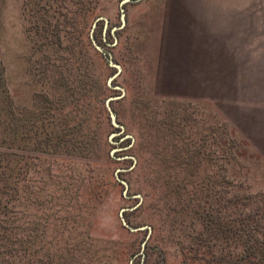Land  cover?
<instances>
[{"label": "rangeland", "instance_id": "374dc122", "mask_svg": "<svg viewBox=\"0 0 264 264\" xmlns=\"http://www.w3.org/2000/svg\"><path fill=\"white\" fill-rule=\"evenodd\" d=\"M121 1L0 0V60L17 111L39 114L46 95L60 97L52 83L60 75L75 84L85 74L90 83L87 155L60 147L38 160L18 134V223L43 229L52 248L78 244L79 264H195L185 232L196 231L172 226L189 183L206 173L221 201L231 189L264 204V0H129L111 46ZM98 17L106 23L93 26ZM92 28L95 43L121 67L111 86L116 68L93 45ZM115 86L124 89L111 102L123 129L105 106L121 93ZM73 107L66 99L57 116ZM116 169H125L118 172L125 193ZM136 194L140 205L124 217L133 227L149 225L147 239V229L132 232L120 219Z\"/></svg>", "mask_w": 264, "mask_h": 264}, {"label": "trees", "instance_id": "16d2710c", "mask_svg": "<svg viewBox=\"0 0 264 264\" xmlns=\"http://www.w3.org/2000/svg\"><path fill=\"white\" fill-rule=\"evenodd\" d=\"M52 83L62 88L60 97L46 95L39 114L30 110L21 113L8 94L4 66L0 60V264L80 262L78 244H55L52 248V242H46L41 237L43 229L38 233L31 226L33 223L26 222L23 229L18 223L16 183L19 172L16 164L19 154L16 142L19 133L26 143H33L34 149L40 152V155L34 156L38 160L45 159L43 156L50 149L60 147L86 155L90 152L88 135L82 130L87 118L83 97L89 92V77L83 74L73 84L70 78L60 75ZM69 98L74 107L63 116H57L63 110L64 101ZM95 98L101 110L103 98L100 94ZM24 156L26 160L29 158L28 154ZM193 159L192 155H187L183 161L190 164ZM193 175V172H188L189 177ZM198 180L199 183H189L192 188L189 197L181 212L173 217L172 224L174 227L179 225V230L188 227L197 233V236H192L185 232L189 239L188 260L195 264H264V204L255 205L254 196L246 192H232L231 189H227L228 195L223 196L221 201L210 175L204 173ZM183 182L187 185L185 180ZM227 183L233 186L230 180ZM184 184H181V189L185 188ZM44 201L39 200L38 204ZM188 219V225H184V220Z\"/></svg>", "mask_w": 264, "mask_h": 264}, {"label": "water", "instance_id": "95a60500", "mask_svg": "<svg viewBox=\"0 0 264 264\" xmlns=\"http://www.w3.org/2000/svg\"><path fill=\"white\" fill-rule=\"evenodd\" d=\"M127 1H129V0H122V1L120 2V25H119V26H114V27L111 28V32L113 33V36H114V41H113V43L111 44V46L115 45L116 42H117V37H116V35H115V31L118 30V29L123 28V27L125 26V24H126V13H125V10H124V8H123L122 6H123V4H125ZM100 19H104V21H105V23H106V19H105V18H103V17H98V18L93 22V26H95L96 22H97L98 20H100ZM92 30H93V28L91 29L90 36H91V40H92L93 45L96 47V49L100 50V51L106 56L107 61H108V64H109L110 66L116 68V72H115L111 77H109V78L107 79V84H108V86H111V81H112L116 76L119 75V73H120V71H121V67H120L117 63L114 62L113 57H112V53H111L110 51H104L100 46H98V45L95 43L94 39L92 38ZM115 88H118V89L120 90L121 93H120L119 95H116V96H109V97H107L106 100H105V106H106V108H107V111H108V115H109V118H110V122H111V124H112L113 126H115V127H119L120 129H123V126L120 125V124L118 123V121H117V116H116L114 110H113L112 107H111V102H112L113 100H116V99H119V98L123 97V95H124V89H123L122 87H119V86H115ZM113 135H114V134H112L111 136H109V138L111 139ZM114 150H115V148H114L113 150H111V153H113ZM133 160H134V163H133V165H134V164H135V159L133 158ZM124 170H125V169H116V171H115V177H116V179L118 180V182H120V183L124 186V193H125V192L127 191V189H128V184H127V182H126L125 180L121 179V178L118 176V172H121V171H124ZM135 197L138 198V202H137L134 206H131V207H123V208L120 209V212H119V214H120V219H121V222H122L123 226L126 227L128 230H130V231H132V232H133V231H140V230L147 229V231H148V234H147V237H146V239H147V238L149 237L150 233H151V227H150L149 225H142V226L133 227V226H131V225L128 224V222L126 221V219H125V217H124V213H125L126 211L133 210V209H135L136 207H138V206L140 205V203H141V201H142V196H141V194H136ZM146 239L142 242L141 253H142L143 247H144V245H145V243H146Z\"/></svg>", "mask_w": 264, "mask_h": 264}, {"label": "crops", "instance_id": "0c3cea01", "mask_svg": "<svg viewBox=\"0 0 264 264\" xmlns=\"http://www.w3.org/2000/svg\"><path fill=\"white\" fill-rule=\"evenodd\" d=\"M210 7H211V6H210ZM205 12H207V10H206ZM209 12H211V8L209 9Z\"/></svg>", "mask_w": 264, "mask_h": 264}]
</instances>
